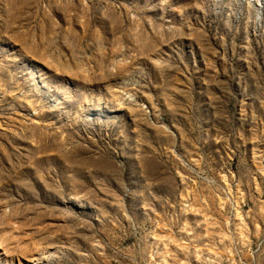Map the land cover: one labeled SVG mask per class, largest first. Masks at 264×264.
Returning <instances> with one entry per match:
<instances>
[{"label":"rangeland","instance_id":"rangeland-1","mask_svg":"<svg viewBox=\"0 0 264 264\" xmlns=\"http://www.w3.org/2000/svg\"><path fill=\"white\" fill-rule=\"evenodd\" d=\"M0 264H264V0H0Z\"/></svg>","mask_w":264,"mask_h":264}]
</instances>
